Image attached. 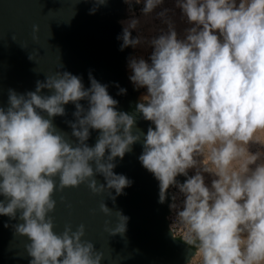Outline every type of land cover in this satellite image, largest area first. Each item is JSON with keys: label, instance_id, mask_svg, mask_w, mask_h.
<instances>
[{"label": "clouds", "instance_id": "obj_1", "mask_svg": "<svg viewBox=\"0 0 264 264\" xmlns=\"http://www.w3.org/2000/svg\"><path fill=\"white\" fill-rule=\"evenodd\" d=\"M163 3L143 0L141 12L148 16ZM175 3L188 24L183 35L163 9L157 16L167 29L147 40L150 55L128 58L130 82L145 90L133 112L118 110L109 86L91 72L87 88L81 76L57 71L37 80L34 91L7 90L0 103V216L17 221L14 237L28 241L20 255L29 264H103L84 223L56 231L52 214L58 202L71 210L65 189L84 185L106 197L99 211L116 223L105 230L124 236L129 217L115 202L133 181L114 169L137 143L139 162L159 182V202L177 190L171 227L189 246L186 264H264V0ZM106 5L93 0L89 14ZM120 23L121 51L145 41L132 34L139 18ZM115 86L118 95L127 93ZM68 104L75 107L65 120L70 133L54 123ZM138 119L150 122L146 133ZM93 130L98 136L89 145Z\"/></svg>", "mask_w": 264, "mask_h": 264}, {"label": "water", "instance_id": "obj_2", "mask_svg": "<svg viewBox=\"0 0 264 264\" xmlns=\"http://www.w3.org/2000/svg\"><path fill=\"white\" fill-rule=\"evenodd\" d=\"M77 3L78 0H0V103L6 102L9 88L20 93L34 91L37 80L43 81L45 75L57 71L81 76L85 87H90L91 72L109 86V94L119 102L118 110H135L139 99L126 68L132 48L121 51V41L117 39L128 4L125 0H107L106 6L90 15L93 0ZM117 83L127 89L125 95H118ZM81 103L86 106L85 101ZM74 111L73 104L66 105L67 115L56 117V126L70 133L65 120H72ZM149 126V121L138 119V127L145 133ZM97 136L93 130L89 145L95 144ZM141 152L142 145L137 143L123 160L118 158L114 169L133 181L115 202V208L129 217L124 236H110L105 230L116 223L114 217H105L99 211V203L106 197L92 195L84 185L62 193L72 208L58 202L52 214L56 231H62L66 223H84L85 239L104 254L103 264H186L189 246L173 237L168 228L170 191L165 202L160 203L159 182L139 162ZM97 178L104 182L103 177ZM178 180L183 183L185 177ZM60 195L55 197L58 201ZM106 203L114 207L111 200ZM106 221L110 223L106 225ZM16 222L0 216V264H29L30 257L20 255L28 241L14 237L12 225ZM5 223L9 227L5 228Z\"/></svg>", "mask_w": 264, "mask_h": 264}, {"label": "rangeland", "instance_id": "obj_3", "mask_svg": "<svg viewBox=\"0 0 264 264\" xmlns=\"http://www.w3.org/2000/svg\"><path fill=\"white\" fill-rule=\"evenodd\" d=\"M130 4L135 5L134 8L135 11L131 14H128L127 12L125 14V17L121 21H125L128 18H132V17L139 18L140 24L135 30V34L145 38V41L143 43H141L135 49H131L130 56L132 55L136 57L143 56L144 58L147 59V57L150 55L152 49L148 45L147 40H150L153 36L158 35L161 32V30L167 29V24L164 22V18L157 16V13L162 11L163 9H169L167 13V18L173 21L176 30L179 34L183 35L184 29L188 27L187 22L181 18V13L179 8L176 7L175 0H164V3L148 16H145L141 12V9L143 7V0H140L139 3H137L136 0H134ZM126 68H127V75L129 77L130 72L127 66ZM130 85L131 88L134 90V92L137 94L138 99H140L141 96L145 94L144 89H139V90L135 89L131 82Z\"/></svg>", "mask_w": 264, "mask_h": 264}, {"label": "built area", "instance_id": "obj_4", "mask_svg": "<svg viewBox=\"0 0 264 264\" xmlns=\"http://www.w3.org/2000/svg\"><path fill=\"white\" fill-rule=\"evenodd\" d=\"M134 0H129V2L127 3L128 5L133 2ZM170 191V201H169V205L172 203V200H171V194H178L177 193V190L172 188L169 190ZM177 203H179V199H177L176 201ZM175 215V211L170 209V206H169V212H168V215H167V222H168V228H169V231L171 232V234H173L172 236L175 237V238H179L181 239L182 236H183V232L182 230H180L179 228L175 227V226H172L171 227V224H172V217Z\"/></svg>", "mask_w": 264, "mask_h": 264}, {"label": "crops", "instance_id": "obj_5", "mask_svg": "<svg viewBox=\"0 0 264 264\" xmlns=\"http://www.w3.org/2000/svg\"><path fill=\"white\" fill-rule=\"evenodd\" d=\"M134 8H135V5H133V4H129L128 6H127V8H126V13L128 12V14H131V13H133L135 10H134ZM134 32H135V30H134ZM134 91V90H133Z\"/></svg>", "mask_w": 264, "mask_h": 264}]
</instances>
